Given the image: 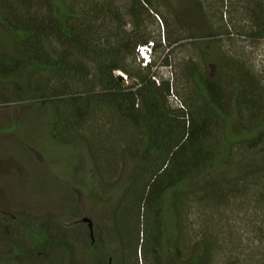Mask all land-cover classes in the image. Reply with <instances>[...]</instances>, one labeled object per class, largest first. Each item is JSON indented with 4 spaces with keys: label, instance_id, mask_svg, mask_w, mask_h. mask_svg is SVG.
Returning <instances> with one entry per match:
<instances>
[{
    "label": "trees",
    "instance_id": "trees-1",
    "mask_svg": "<svg viewBox=\"0 0 264 264\" xmlns=\"http://www.w3.org/2000/svg\"><path fill=\"white\" fill-rule=\"evenodd\" d=\"M118 1L123 0H0V23L13 45L12 53L0 54L1 79L16 85L14 102L31 100L53 107L50 137L65 143L79 137L102 182L113 183L120 160L127 159V178L112 212L124 264H130L132 255L150 264L148 254L151 264H163L159 250L169 249L161 243L162 227L165 237L170 228L163 216L165 204L172 221L174 257L184 264H213L217 240L195 225L197 217L191 211L195 208L200 217L248 195L251 187L264 191V168L240 176L218 175L244 159L264 155V78L245 57L222 51L220 39H215L211 53L199 50L205 64L179 63L184 67L176 78L191 80L196 90L187 92L185 83L181 105L171 103L176 97L171 79L153 70L154 55L166 47L158 41L152 45L150 63L137 62V48L151 42L145 18L159 9L152 0H124L130 4L133 25L127 31ZM248 15L251 27L246 38L264 40V0L250 4ZM173 17L183 36L194 39L179 13L174 11ZM210 34L215 38L227 34L231 40L224 24ZM168 64L164 59L163 65ZM208 64L215 67L212 72ZM18 73L22 77L12 76ZM52 229L48 222L9 216L0 205V237L14 239V256L21 264L31 255L43 257L47 264L65 263L53 253ZM93 238L92 256L104 263V252ZM22 239L31 245L23 246ZM58 244L65 257L74 255L71 244L62 239Z\"/></svg>",
    "mask_w": 264,
    "mask_h": 264
},
{
    "label": "rangeland",
    "instance_id": "rangeland-1",
    "mask_svg": "<svg viewBox=\"0 0 264 264\" xmlns=\"http://www.w3.org/2000/svg\"><path fill=\"white\" fill-rule=\"evenodd\" d=\"M261 1L152 0V4L160 13L152 9L150 16L145 18L144 28L151 36L149 44L154 45L160 41L161 45L166 47L163 51L159 49L154 55L156 63L153 70L158 75L171 79L170 82L174 86L173 95L176 96L171 99V103L181 105V86L185 83L186 91L194 93L196 89L191 80L185 82L180 76L177 78L176 76L184 65L205 64L199 57V50L211 53L213 49L210 42L215 39H220L222 51L235 52L236 56L245 57L254 72L264 78V40H251L244 34L251 27L248 15L250 4ZM117 8L125 23L124 29L127 31L132 29L130 4L124 0L118 1ZM174 11L179 13L182 23H186L187 29L194 34V39L183 36L182 28L173 17ZM223 24L230 31L231 40L226 39L227 34L216 38L210 34ZM178 38H180L178 42L174 44L171 42L170 46L168 45L170 40ZM12 51L13 45L8 32L0 23V54ZM152 55L153 52L151 60ZM166 58L169 64L164 66L163 61ZM137 62H141L139 57ZM179 63L184 65L179 68ZM208 66L211 68L210 72L215 68L213 65ZM202 67L200 66L201 69L204 68ZM117 73L125 77L122 73ZM12 76L22 77L21 73ZM40 82L44 87V80ZM0 94L2 210L9 216L51 223L53 225L51 239L56 249L53 253L57 260L65 259L64 264H108L106 260L109 257L110 264H124L112 225V212L122 194L119 187L127 178L129 170L127 159L120 160L119 177L113 183L102 182L94 174L87 150L79 137L69 143L53 141L50 137L48 122L53 116L51 105L43 106L32 103L31 100H28V103L14 102L18 94L16 85L9 80L1 79V75ZM23 96L32 98L29 93ZM117 154L119 157L122 155L120 151H117ZM256 168H264V155L244 159L233 167L222 169L218 175L240 176L249 169ZM259 190L262 191L261 187ZM168 214V205L165 204L164 222L170 224V228L165 237L166 229L163 225L165 235L162 236L161 243L168 245L169 250L165 253L160 247L159 258L163 264H166L167 260L170 264H184L173 255L174 237L171 232L172 221ZM192 215L197 217V219L192 217L196 220L195 225L210 232L217 240L219 252L214 256L213 264H264V191L258 193L255 187H251L248 195L229 200L217 209H208L200 217L193 208ZM191 216L189 219H192ZM83 218H89L93 222L96 244L106 257L104 263L92 256L89 229L87 223L82 222ZM195 231L192 232L193 239ZM59 239L72 245L74 255L65 257L64 252L58 247ZM13 240L0 237V264H21L14 256L16 242ZM19 241L23 246L31 245L30 240ZM192 247L197 248L195 245ZM53 261L54 259L51 260ZM147 261L151 264L149 254ZM24 264L47 263L43 257L31 255L26 257ZM130 264H143L141 256L132 255Z\"/></svg>",
    "mask_w": 264,
    "mask_h": 264
},
{
    "label": "built area",
    "instance_id": "built-area-1",
    "mask_svg": "<svg viewBox=\"0 0 264 264\" xmlns=\"http://www.w3.org/2000/svg\"><path fill=\"white\" fill-rule=\"evenodd\" d=\"M152 43L145 45V46H139L137 48V54L138 57L142 63V65H146L150 63L151 61V54H152Z\"/></svg>",
    "mask_w": 264,
    "mask_h": 264
},
{
    "label": "water",
    "instance_id": "water-1",
    "mask_svg": "<svg viewBox=\"0 0 264 264\" xmlns=\"http://www.w3.org/2000/svg\"><path fill=\"white\" fill-rule=\"evenodd\" d=\"M82 222L87 223L89 232H90V236L91 238H93V222L89 219V218H83Z\"/></svg>",
    "mask_w": 264,
    "mask_h": 264
},
{
    "label": "flooded vegetation",
    "instance_id": "flooded-vegetation-1",
    "mask_svg": "<svg viewBox=\"0 0 264 264\" xmlns=\"http://www.w3.org/2000/svg\"><path fill=\"white\" fill-rule=\"evenodd\" d=\"M88 231H89V230H88ZM93 236H94V233H93ZM89 237H90L91 241H94V238H91V236H90V232H89ZM106 261H107L108 264H110L111 259L107 258ZM166 264H170V261L167 260V261H166Z\"/></svg>",
    "mask_w": 264,
    "mask_h": 264
}]
</instances>
